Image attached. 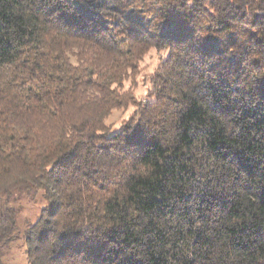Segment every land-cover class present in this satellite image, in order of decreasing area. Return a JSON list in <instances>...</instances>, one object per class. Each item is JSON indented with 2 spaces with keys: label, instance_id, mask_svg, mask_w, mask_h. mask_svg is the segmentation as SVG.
I'll use <instances>...</instances> for the list:
<instances>
[{
  "label": "trees",
  "instance_id": "1",
  "mask_svg": "<svg viewBox=\"0 0 264 264\" xmlns=\"http://www.w3.org/2000/svg\"><path fill=\"white\" fill-rule=\"evenodd\" d=\"M23 195L28 264H264V0H0V242Z\"/></svg>",
  "mask_w": 264,
  "mask_h": 264
},
{
  "label": "rangeland",
  "instance_id": "2",
  "mask_svg": "<svg viewBox=\"0 0 264 264\" xmlns=\"http://www.w3.org/2000/svg\"><path fill=\"white\" fill-rule=\"evenodd\" d=\"M166 56L165 51H157L151 48L140 62V72L135 78V95L138 99L144 100L150 90V77L159 64L161 58ZM128 84V83H127ZM132 107L127 110L116 109L107 118V123L111 130L120 126L123 119L127 118L132 112ZM44 202L40 198L32 199L28 195H23L19 203L16 204V225L18 237L0 242V256L7 264H28L24 252V244L19 231L25 228L34 219L37 211Z\"/></svg>",
  "mask_w": 264,
  "mask_h": 264
}]
</instances>
